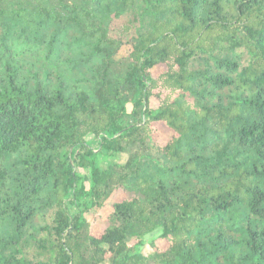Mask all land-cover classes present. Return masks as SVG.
<instances>
[{
  "label": "trees",
  "instance_id": "trees-1",
  "mask_svg": "<svg viewBox=\"0 0 264 264\" xmlns=\"http://www.w3.org/2000/svg\"><path fill=\"white\" fill-rule=\"evenodd\" d=\"M0 264H264V0H0Z\"/></svg>",
  "mask_w": 264,
  "mask_h": 264
},
{
  "label": "rangeland",
  "instance_id": "rangeland-1",
  "mask_svg": "<svg viewBox=\"0 0 264 264\" xmlns=\"http://www.w3.org/2000/svg\"><path fill=\"white\" fill-rule=\"evenodd\" d=\"M126 53H127V48L122 49L120 54H119V57L125 56ZM165 69H166V66L162 64V65H158V66L150 69L149 73L151 74L152 77H157ZM157 103H158L157 100L155 98H152V101H151L152 106L156 107ZM127 120H130L132 122L134 121V119L131 117H128ZM156 125L158 126L157 137L159 139V142L161 144H164L165 142H167L170 139V137L173 134V131L163 123H157ZM89 139L94 141L92 145L99 152L101 148L99 147V141L97 140V138H94L93 136H89ZM127 157H128L127 154H118V155L113 156V157H105L102 154L99 156L98 162L102 165H109L111 162L124 163L126 161ZM78 171L81 172L82 174H85V172H86L85 169H83V168H79ZM127 197H128V195L126 193H124L123 191L114 192L110 196V198L108 199L107 204L101 210V218L100 219H94L91 216L90 219H91V223H92V232L95 235H100L103 232L105 225H104L102 220L106 219L107 215L112 210L111 203L115 202V201H121ZM142 251L145 254H150L152 250L149 247V245H145L144 247H142Z\"/></svg>",
  "mask_w": 264,
  "mask_h": 264
}]
</instances>
